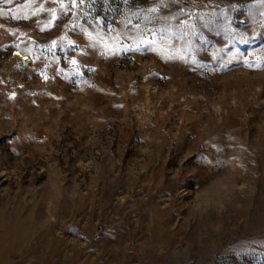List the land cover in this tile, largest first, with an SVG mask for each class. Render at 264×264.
<instances>
[{"label": "rangeland", "instance_id": "1", "mask_svg": "<svg viewBox=\"0 0 264 264\" xmlns=\"http://www.w3.org/2000/svg\"><path fill=\"white\" fill-rule=\"evenodd\" d=\"M0 251L264 264V0H0Z\"/></svg>", "mask_w": 264, "mask_h": 264}, {"label": "bare ground", "instance_id": "2", "mask_svg": "<svg viewBox=\"0 0 264 264\" xmlns=\"http://www.w3.org/2000/svg\"><path fill=\"white\" fill-rule=\"evenodd\" d=\"M25 59H27V58H25ZM1 252V251H0Z\"/></svg>", "mask_w": 264, "mask_h": 264}]
</instances>
